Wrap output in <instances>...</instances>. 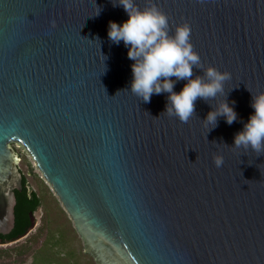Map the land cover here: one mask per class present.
Returning <instances> with one entry per match:
<instances>
[{
	"label": "water",
	"instance_id": "water-1",
	"mask_svg": "<svg viewBox=\"0 0 264 264\" xmlns=\"http://www.w3.org/2000/svg\"><path fill=\"white\" fill-rule=\"evenodd\" d=\"M116 2L0 0V233L22 188L17 143L96 264H264V155L233 145L264 91V0H152L170 34L190 26L204 67L231 75L238 119L208 131L216 101L183 123L162 113L167 93L125 90L134 61L107 34L128 18Z\"/></svg>",
	"mask_w": 264,
	"mask_h": 264
},
{
	"label": "clouds",
	"instance_id": "clouds-1",
	"mask_svg": "<svg viewBox=\"0 0 264 264\" xmlns=\"http://www.w3.org/2000/svg\"><path fill=\"white\" fill-rule=\"evenodd\" d=\"M117 5L123 7L128 18L120 24L109 21L107 34L114 44L123 41L128 48V58L134 61L131 65L133 78L129 89L125 90L145 103L150 102L153 94L167 93L162 113L175 116L183 123L195 115L198 99L206 103L216 101L202 120L207 131L218 126L219 117L228 125L237 121V113L232 107L235 101L228 102L224 87L225 82L231 79L230 73L203 66L190 42L191 28L187 23L177 25L174 33L170 34L167 15L152 0H147V6L143 8L138 7L134 0H118L113 3V6ZM99 13L100 9L95 15ZM194 68L202 70L203 74L194 76ZM178 80L187 82L179 92H175L174 82ZM218 96L222 98L217 100ZM251 107L254 113L250 114L243 129L235 133L233 145L264 155V91L252 94ZM214 164L220 167L222 156H215Z\"/></svg>",
	"mask_w": 264,
	"mask_h": 264
},
{
	"label": "trees",
	"instance_id": "trees-1",
	"mask_svg": "<svg viewBox=\"0 0 264 264\" xmlns=\"http://www.w3.org/2000/svg\"><path fill=\"white\" fill-rule=\"evenodd\" d=\"M22 161L25 166H31L25 157ZM19 167L22 172V188L15 189V224L10 232L0 233V243H7L6 245L0 244V264H23L29 258H31V264H72L73 258L76 256L73 250L79 251L84 260L96 264L93 257L84 252L81 238L73 226L72 220L56 196L52 194L48 184L34 172V182L37 187L31 188L28 171ZM30 168L32 169V166ZM44 193L50 194L64 213L73 234L74 243L72 241L70 244L66 240L64 243L61 231L52 225L53 219L48 217L49 213L45 214L46 210L41 201V196ZM39 206L43 210L42 222L35 230H31L34 227L33 214ZM70 247L73 249L72 251H70Z\"/></svg>",
	"mask_w": 264,
	"mask_h": 264
},
{
	"label": "rangeland",
	"instance_id": "rangeland-1",
	"mask_svg": "<svg viewBox=\"0 0 264 264\" xmlns=\"http://www.w3.org/2000/svg\"><path fill=\"white\" fill-rule=\"evenodd\" d=\"M17 152L19 153L20 157L22 158V160H24V157L30 162L32 169L30 168L31 166H25V163H23L22 160H20L19 162V166H21L22 168H24L25 171H28L27 173L29 174V181H30V187L31 188H35L37 187V184L34 182V172L38 174L39 177H41L42 179H44V181L48 184L51 192L53 195L56 196L57 200L59 201L60 205L62 206L60 200L58 199L57 195L54 193V191L52 190L51 186L49 185V183L45 180V178L43 177L41 171L39 170V168L36 166L35 161L33 160V158L30 156V154H28L27 152H25L23 150L22 147L18 146L17 143H14ZM42 189H44V187H42ZM46 191V189H44ZM42 205L44 207V209L46 210V213H49L48 217H51V220L53 219V223L52 225L56 228H58L62 235H63V242L66 243L69 242L70 244H72L75 242L73 234L71 232L70 226L68 224V221L64 215V213L61 211V209L58 207V205L55 203L54 199L52 198V196L48 193H44L42 196ZM63 207V206H62ZM42 215H43V210L42 207L39 206L36 211L33 214V219H34V227L31 230H35L39 224L42 222ZM69 217V216H68ZM73 224V223H72ZM59 234V233H58ZM66 240V241H65ZM82 243V240H81ZM7 243H2L1 245H6ZM83 245V243H82ZM71 248V247H70ZM73 249L71 248L70 251H72ZM74 253L76 254V256H74L73 258V263L72 264H92L89 260H84L81 256L79 251L73 250ZM76 251V252H75ZM65 256V254H64ZM66 259V258H64ZM23 264H31V258H29L25 263Z\"/></svg>",
	"mask_w": 264,
	"mask_h": 264
}]
</instances>
